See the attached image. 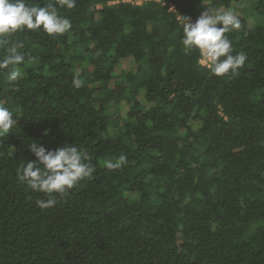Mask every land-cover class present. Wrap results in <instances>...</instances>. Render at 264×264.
Returning a JSON list of instances; mask_svg holds the SVG:
<instances>
[{
  "label": "trees",
  "instance_id": "1",
  "mask_svg": "<svg viewBox=\"0 0 264 264\" xmlns=\"http://www.w3.org/2000/svg\"><path fill=\"white\" fill-rule=\"evenodd\" d=\"M110 1L59 9L66 34L14 37L25 62L16 84L0 74L18 114L0 137V264H264V0ZM208 8L241 20L225 34L248 57L236 76L180 43L183 16ZM33 143L75 144L92 178L39 209L17 176Z\"/></svg>",
  "mask_w": 264,
  "mask_h": 264
},
{
  "label": "clouds",
  "instance_id": "2",
  "mask_svg": "<svg viewBox=\"0 0 264 264\" xmlns=\"http://www.w3.org/2000/svg\"><path fill=\"white\" fill-rule=\"evenodd\" d=\"M77 0H51L37 5L26 0H0V74L6 82L16 84L23 79L22 65L25 54L24 43L14 38L18 33L39 30L49 37L68 33L72 29L71 20L62 16L59 9H73ZM180 43L186 49H196L212 75L218 77L236 76L245 65L248 57L243 51L233 54L232 42L225 35L239 31L242 23L235 11H221L208 8L192 22L184 17ZM218 24L222 26L218 27ZM72 85L83 86L79 76H74ZM12 107L0 104V137L8 134L15 126ZM31 152L35 160H28L17 170L18 179L34 192L43 193L45 199H37L36 206L47 210L57 204V195L63 196L77 186L82 180L91 179L95 168L86 153L75 144L58 146L54 150L33 143ZM127 162L125 155L115 160L105 159L104 167L114 171Z\"/></svg>",
  "mask_w": 264,
  "mask_h": 264
},
{
  "label": "built area",
  "instance_id": "3",
  "mask_svg": "<svg viewBox=\"0 0 264 264\" xmlns=\"http://www.w3.org/2000/svg\"><path fill=\"white\" fill-rule=\"evenodd\" d=\"M144 1H157V2H160L161 0H112L109 3L115 4V3H119V2H131V3L139 4V3H142ZM170 9H174V5L173 4H170ZM201 63L204 64L202 58H201Z\"/></svg>",
  "mask_w": 264,
  "mask_h": 264
},
{
  "label": "rangeland",
  "instance_id": "4",
  "mask_svg": "<svg viewBox=\"0 0 264 264\" xmlns=\"http://www.w3.org/2000/svg\"><path fill=\"white\" fill-rule=\"evenodd\" d=\"M242 9H243V13H244V11H246L247 13H249L250 12V8L248 7L247 8V10H246V8L243 6V7H241ZM116 109L115 108H111L110 110H109V115L110 116H112L114 119H116Z\"/></svg>",
  "mask_w": 264,
  "mask_h": 264
}]
</instances>
